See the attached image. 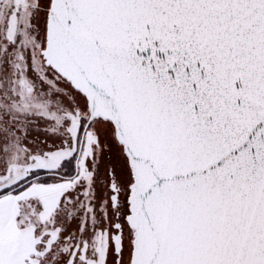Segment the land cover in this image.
<instances>
[{
	"label": "snow or ice",
	"instance_id": "snow-or-ice-1",
	"mask_svg": "<svg viewBox=\"0 0 264 264\" xmlns=\"http://www.w3.org/2000/svg\"><path fill=\"white\" fill-rule=\"evenodd\" d=\"M0 264H264V0H0Z\"/></svg>",
	"mask_w": 264,
	"mask_h": 264
}]
</instances>
